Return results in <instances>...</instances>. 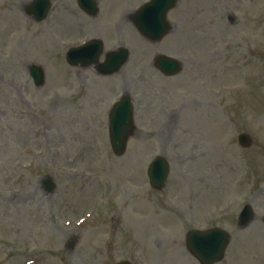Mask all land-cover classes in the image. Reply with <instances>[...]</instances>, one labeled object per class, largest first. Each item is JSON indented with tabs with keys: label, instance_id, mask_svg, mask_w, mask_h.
Listing matches in <instances>:
<instances>
[{
	"label": "rangeland",
	"instance_id": "rangeland-1",
	"mask_svg": "<svg viewBox=\"0 0 264 264\" xmlns=\"http://www.w3.org/2000/svg\"><path fill=\"white\" fill-rule=\"evenodd\" d=\"M22 1L0 0L1 12L18 9L25 21L19 30L0 17V264H24L45 249L55 264H113L133 257L139 237L144 264H200L184 234L214 226L232 237L217 264H264V258H250V227H237L247 203L256 215L251 227L264 224V0H180L168 16L176 34L159 45L140 36L125 16L149 0H100L101 8L114 14L104 19L106 28L97 26L100 33L114 41L134 34L144 43L138 40L137 48L132 38L133 50L140 52L116 76L82 84L63 70L61 60L69 38L96 36L95 21L84 17L88 27L72 24L66 20L69 11L58 8L54 21L37 23L22 12ZM158 51L180 57L183 72L162 76L153 66ZM29 62L45 65L46 81L39 88L29 77ZM123 92L133 97L136 131L126 153L117 157L107 110ZM184 109L188 115L177 114ZM242 132L251 135L250 148L238 144ZM157 156L170 168L162 191L150 187L147 174ZM75 158L76 164L68 161ZM70 168L89 174L85 189ZM48 174L57 183L54 194L42 189L41 178ZM68 199L73 204L64 205ZM94 204L97 212L113 208L112 232L122 242L114 250L106 241L108 230L94 231L90 239L92 224L75 231L61 227L63 219H77ZM63 206H70L68 215L58 214ZM152 209L157 223L149 219ZM106 219L103 212L96 228L105 227ZM159 229L166 239L148 244L145 235ZM52 234L54 240L45 239ZM69 237L78 243L66 254Z\"/></svg>",
	"mask_w": 264,
	"mask_h": 264
},
{
	"label": "water",
	"instance_id": "water-1",
	"mask_svg": "<svg viewBox=\"0 0 264 264\" xmlns=\"http://www.w3.org/2000/svg\"><path fill=\"white\" fill-rule=\"evenodd\" d=\"M174 4V2H172V0H153L150 4L147 5V8L145 9V11H141L139 13L138 16V24L140 26L141 29H147V28H151L152 26H155L156 23L159 22V20L165 18V13L166 11ZM150 11V13H146L147 11ZM152 10V11H151ZM47 12V9L44 11V14ZM143 16H152L151 18H143L141 21V18ZM150 36L154 37V34H150ZM162 34H160L158 37H161ZM117 115V114H116ZM113 117V132H112V143L113 146L115 148V150L119 153H122L125 149V145H126V131L128 130V127L130 126L129 123H127L126 118L123 120H120L117 118V116ZM124 127V133H120L119 130L122 129V127ZM248 144V142H247ZM167 171L165 168H163L161 170V173L159 175L155 174V169H153L152 171H150V176H151V180L152 183L157 186L160 187L166 177ZM224 235H226L225 233H223ZM195 239L199 242H201V247H200V255L204 256L206 254V251H209L210 249H213L214 247H217L219 245L220 242V236L218 233L214 232L211 234H196L195 235ZM226 245V240H224L223 242L220 243L219 248H218V252L214 253L210 258L209 261L214 259L215 256L217 257H221L224 247ZM208 255V254H206Z\"/></svg>",
	"mask_w": 264,
	"mask_h": 264
},
{
	"label": "bare ground",
	"instance_id": "bare-ground-1",
	"mask_svg": "<svg viewBox=\"0 0 264 264\" xmlns=\"http://www.w3.org/2000/svg\"><path fill=\"white\" fill-rule=\"evenodd\" d=\"M199 1V0H198ZM59 2H60V4H63V5H68L69 7H68V11H69V13H72L73 12V14H74V17H69L68 15L66 16V17H68V18H66V20H69V18H70V20H71V23L72 24H84L83 23V19H84V14L82 13V14H79V13H77L76 12V8L71 4V1L70 0H59ZM61 7V6H60ZM79 10V9H78ZM111 10H112V8H109V7H106V8H103V10H102V15L103 16H105V17H107V15H108V13L109 12H111ZM72 18V19H71ZM16 20H19V17H17V18H15ZM96 23H94V25H95ZM111 59H113V58H111ZM114 61H112V60H109L108 61V64H110V66H113L114 65ZM159 113L160 114H162V115H165V111L162 109V110H160L159 111ZM178 115H181V114H185V115H188L189 114V111L188 110H186V109H184V110H182V111H178V113H177ZM169 140H166L165 139V143H167Z\"/></svg>",
	"mask_w": 264,
	"mask_h": 264
}]
</instances>
